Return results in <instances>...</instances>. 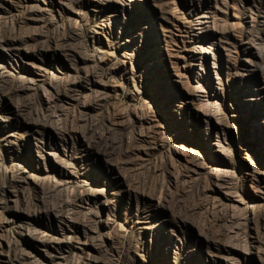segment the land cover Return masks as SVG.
I'll list each match as a JSON object with an SVG mask.
<instances>
[{
  "label": "rangeland",
  "instance_id": "obj_1",
  "mask_svg": "<svg viewBox=\"0 0 264 264\" xmlns=\"http://www.w3.org/2000/svg\"><path fill=\"white\" fill-rule=\"evenodd\" d=\"M0 264H264V0H0Z\"/></svg>",
  "mask_w": 264,
  "mask_h": 264
}]
</instances>
